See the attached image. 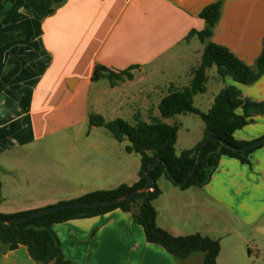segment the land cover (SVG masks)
<instances>
[{"label":"crops","instance_id":"0c3cea01","mask_svg":"<svg viewBox=\"0 0 264 264\" xmlns=\"http://www.w3.org/2000/svg\"><path fill=\"white\" fill-rule=\"evenodd\" d=\"M217 1L5 0L0 19L2 189L5 177L13 183L62 182L63 163L44 176L35 170L27 179L18 177L14 173L18 154L39 141H46L48 151H55L54 144L59 145L56 150H63V134L72 131L77 140L90 114L101 115L106 121L126 120V99L130 101L138 94L145 101L148 118L160 117L156 113H160L162 98L171 87L187 86L188 77L200 64L204 45L189 34L205 28L199 14ZM263 37L264 0H223L221 18L210 41L226 46L255 66ZM98 65L115 72L134 67L130 70L133 78L115 86L106 78L93 80ZM223 81L219 91L225 85H236L245 97L264 101V74L250 85L230 77ZM153 96L155 108L148 107ZM203 133L191 148L202 140ZM91 135H95L92 155L99 164H110L116 139L101 126H91L86 138ZM234 137L245 143L263 138L264 115L255 116ZM262 144L249 154L248 163L222 156L203 187L182 190L171 181L159 180L161 194L154 201L158 226L174 236L198 233L218 239L221 248L216 264H247L243 248L249 245L258 248V258H264ZM76 164L85 167L86 181L93 186L80 188L65 201L94 190L133 185L139 180L141 165L137 162L123 176L124 169L118 174L103 171L98 165L89 170L90 163L80 158ZM44 195L38 190L17 208L0 207V213L37 210L63 202V196ZM53 230L71 264H202L203 255L179 260L162 246L148 243L143 228L120 209L55 224ZM0 264L37 263L27 247L6 250L0 243Z\"/></svg>","mask_w":264,"mask_h":264},{"label":"trees","instance_id":"16d2710c","mask_svg":"<svg viewBox=\"0 0 264 264\" xmlns=\"http://www.w3.org/2000/svg\"><path fill=\"white\" fill-rule=\"evenodd\" d=\"M5 0H0V19L5 9ZM223 0L205 7L199 17L206 26L201 31L193 30L189 37L197 36L204 49L198 67L191 73V81L187 86L171 87L162 98L158 108L160 117L150 122L138 120L134 124L122 118L106 121L101 115L90 114L89 125L106 128L118 142L129 141L125 146L127 153L140 156L139 180L133 185L120 184L111 189L90 191L81 197L65 202L102 201L119 197L142 188L147 183L146 170L148 165L160 160V163L150 171L155 183L151 191L141 193L134 198L109 206L95 208H65L32 218L18 224H0V241L6 250H14L25 246L31 258L37 264H71L63 255L61 243L53 230L55 224L74 219L90 218L103 215L115 209L130 213L135 223L139 224L148 243L162 246L167 252L179 260H184L192 254L202 253V264H216L220 252V241L209 236L195 233L186 236H174L157 224V210L154 201L161 194L158 181L166 179L182 190L192 187H203L211 177L222 156H229L248 163L249 154L262 146L259 144L245 151H236L227 146L242 147L250 143L237 141L236 131L248 125L255 116L264 115V101H256L245 97L236 85H225L215 96L214 102L207 112H202L194 106V96L207 91V69L216 66L218 76L222 79L232 78L236 83L250 85L264 74V37L262 51L256 59L255 66H250L224 45L210 41L214 29L221 18ZM131 67L115 72L98 65L93 72V80L106 78L111 86L119 81L132 79ZM1 91V89H0ZM242 113L238 114L237 110ZM193 113L204 122V136L193 148L186 149L180 155L176 154V143L179 127L163 119H169L179 114ZM218 137L220 141L209 142L203 149L201 162L189 181L180 184L196 164L197 155L209 137ZM224 141L226 144L222 143ZM166 165L173 174V181L167 174ZM2 184L0 183V200ZM60 204V203H59ZM37 210H29L14 214H1L2 219H14L32 214Z\"/></svg>","mask_w":264,"mask_h":264},{"label":"rangeland","instance_id":"374dc122","mask_svg":"<svg viewBox=\"0 0 264 264\" xmlns=\"http://www.w3.org/2000/svg\"><path fill=\"white\" fill-rule=\"evenodd\" d=\"M195 40L197 43L200 42L198 39ZM195 58L194 56V60ZM207 76V91L194 96V106L202 112H207L209 110L213 103L214 96L219 91L218 87L223 85L224 82L223 79L218 76L216 66L207 69ZM191 78L192 76L188 77V83L191 81ZM133 96L135 95L133 94ZM150 100L148 107L155 108L156 97L154 98L153 96ZM144 102V99L138 96V94L136 97H132L130 101L128 98L126 99V106L124 107L123 113L129 123L134 124L138 120L151 121L147 114L144 113L146 108ZM156 112L155 110V113ZM156 114L158 116L160 115L158 112ZM163 120L170 124H177L179 127V140H177L175 146L177 155H180L181 152L186 149H190L195 141L201 137L205 127L201 117L193 113L179 114L175 117ZM90 129L91 126L89 122H87L83 125L82 133L80 131L77 140L74 139L76 135L71 134L72 131H69L70 134H63V136H66V139L63 140V150H56L59 145L54 144L55 151H48L50 147H48L46 141H39L29 147L22 148L20 154H18L19 160L15 163L16 169L14 173L19 174L18 177L22 175L21 178L27 179L29 178L28 176H33V174H35V170L39 172L41 176H44L46 171H54V167H58L57 165L63 163V181L58 182L56 180H50L48 182L39 183H36V181L34 183H13L5 177L4 187L1 189L2 198L0 200V207H9L10 209L17 208L19 207L18 204L26 203L30 197L35 196L38 190L43 191L45 194L43 196L44 198L63 196L62 201L64 202L66 196L79 191L80 188L92 187L93 184L89 183L90 180L86 181V173H84L86 170L85 167H78L76 164V160L79 158L86 163H90L88 167L89 170L96 169L98 165L103 166V171L109 169L114 170L115 174H118L124 169L127 173L125 172L123 176L128 174V169H131L137 162H140V156L138 154L126 152L125 146L129 144L128 140L122 143L114 140V156H112L110 164L105 162V164H99L95 156L92 155L93 152H95V135L86 138V134ZM85 151L87 153H85ZM160 185H162V183L158 181V187H160ZM56 204L57 203L51 205ZM257 249L258 248L254 245L245 246L243 248V254L247 260V264H264V258H258L256 255ZM250 250L252 256H249ZM196 255L202 256L203 254L196 253ZM199 263L200 262H195L194 264Z\"/></svg>","mask_w":264,"mask_h":264},{"label":"water","instance_id":"95a60500","mask_svg":"<svg viewBox=\"0 0 264 264\" xmlns=\"http://www.w3.org/2000/svg\"><path fill=\"white\" fill-rule=\"evenodd\" d=\"M213 141H220V139L218 137H215V136H212V137H209L203 147L201 148L199 154L197 155V159H196V164L195 166L193 167V169L191 170V172L188 174V176L182 181L180 182V184H184V183H187L190 179V177L195 173V171L197 170L200 162H201V157H202V153H203V149L204 147L209 143V142H213ZM222 143L226 144L224 141H221ZM264 143V137L259 139V140H256L250 144H247L245 146H242V147H234V146H231L229 144H226L227 146H229L230 148H232L233 150H236V151H245V150H248L254 146H257L259 144H262ZM160 163H164V161H160V160H157V161H154L152 162L151 164L148 165V169L146 170V176H147V183L144 187L142 188H138L134 191H131L127 194H124L122 196H119V197H115V198H111V199H108V200H102V201H75V202H65V203H60V204H56V205H51V206H48V207H45V208H42L32 214H29L27 216H23V217H19V218H14V219H2L0 218V224H18V223H22V222H25V221H28L32 218H35V217H39V216H42V215H45V214H48L50 212H54V211H57V210H62V209H65V208H81V207H86V208H95V207H103V206H109V205H113V204H118V203H121V202H124V201H127V200H130L132 198H134L135 196L141 194V193H144V192H148V191H151L155 188V183L153 181V178L152 176L150 175V171L158 166ZM166 171H167V174L168 176L173 180L175 181L174 177H173V174L171 173V171L169 170L168 166L166 165Z\"/></svg>","mask_w":264,"mask_h":264}]
</instances>
